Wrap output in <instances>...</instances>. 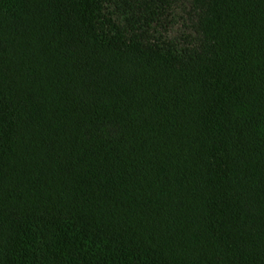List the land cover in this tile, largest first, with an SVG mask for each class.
Masks as SVG:
<instances>
[{
    "label": "trees",
    "instance_id": "1",
    "mask_svg": "<svg viewBox=\"0 0 264 264\" xmlns=\"http://www.w3.org/2000/svg\"><path fill=\"white\" fill-rule=\"evenodd\" d=\"M0 264H264V0H0Z\"/></svg>",
    "mask_w": 264,
    "mask_h": 264
}]
</instances>
